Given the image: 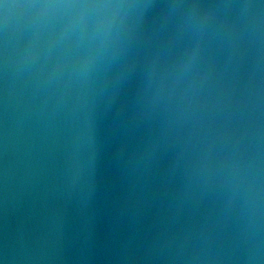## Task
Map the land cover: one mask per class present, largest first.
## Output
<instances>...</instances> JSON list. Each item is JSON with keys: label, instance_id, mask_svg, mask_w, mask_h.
<instances>
[{"label": "water", "instance_id": "95a60500", "mask_svg": "<svg viewBox=\"0 0 264 264\" xmlns=\"http://www.w3.org/2000/svg\"><path fill=\"white\" fill-rule=\"evenodd\" d=\"M0 264H264V0H0Z\"/></svg>", "mask_w": 264, "mask_h": 264}]
</instances>
